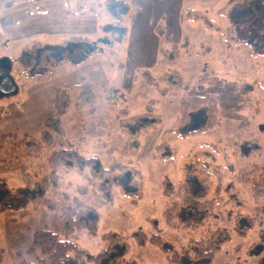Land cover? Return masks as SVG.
I'll list each match as a JSON object with an SVG mask.
<instances>
[{
	"label": "rangeland",
	"instance_id": "rangeland-1",
	"mask_svg": "<svg viewBox=\"0 0 264 264\" xmlns=\"http://www.w3.org/2000/svg\"><path fill=\"white\" fill-rule=\"evenodd\" d=\"M126 1L128 15L115 20L106 0H0V59L13 82L0 95V188L40 185L55 209L35 202L0 213L1 264L36 262L34 234L59 233L58 211L74 201L100 216L94 234L69 237L85 257L112 233L134 264H167L166 250L191 241L219 248L211 264H264V56L257 39L239 44L231 25L264 0ZM71 38L90 44L71 43L62 56L56 48ZM35 45L49 49L30 70L18 61ZM83 81L95 104L69 106L63 137L98 165L52 167L49 153L64 144L40 139L50 101ZM248 85L253 93H243ZM196 96L218 107L206 131L203 113L182 121L175 108ZM99 165L125 169L102 179ZM140 229L167 244L138 246Z\"/></svg>",
	"mask_w": 264,
	"mask_h": 264
},
{
	"label": "trees",
	"instance_id": "trees-1",
	"mask_svg": "<svg viewBox=\"0 0 264 264\" xmlns=\"http://www.w3.org/2000/svg\"><path fill=\"white\" fill-rule=\"evenodd\" d=\"M42 1L43 0H28L30 3ZM13 3L14 1L9 2L6 6L12 7ZM104 6L108 14L115 20H121L129 13V5L126 0H106ZM247 9H249L248 12L242 17H234V20L231 22L232 28H235L238 33L237 40L239 44L242 43L253 46L251 43L257 39L259 42L257 53L264 56V29L261 27L257 29L252 28V24L258 26L261 21L264 24V4H247ZM249 22H252L251 26H246ZM242 31L246 32L247 35H242ZM1 38H3V35H0V39ZM71 43H75V46L90 44L87 39L71 38L62 46L53 48L62 52L63 56V53L68 51ZM45 49L48 50L49 47L39 48L38 45H35L31 50L27 51L22 59H19L18 64H22L25 68H29L30 70L34 69L42 54L41 51ZM26 57H28V61H25ZM253 92L254 86L248 85L243 93L250 94ZM95 98L91 84L83 81L79 85L62 90L54 100L50 101L55 113L53 117L46 120L44 129L40 133V139L41 142L43 141L46 145H49L54 139L64 144L63 147L61 146V148L49 153L48 163L52 167H60L62 164H67L68 166L87 165L92 168L97 167L98 162L96 158L84 159L73 145L67 142L63 137L61 125V118L66 113L69 106H73L74 108H93ZM175 108L181 113L180 117L182 115V121H185L187 117L203 113L206 122L201 128L202 131L213 128L215 124L217 125L215 118L217 116L218 107L211 96L192 97L181 101ZM5 137L11 140L13 139V135H6ZM99 166L95 176L99 175L102 179L112 174L115 167H119L121 170L125 169L117 165L112 166L109 171L103 168V166ZM136 173L139 174V172ZM135 183L134 185H136ZM256 192L263 193L264 188L257 189ZM35 202L43 203L50 210H55L54 205L45 195V189L40 185L36 187L22 186L15 189H9L7 187L0 188V213L7 210H25ZM206 203L210 205V201ZM166 210H171V207H168ZM187 217L188 216L185 218ZM58 218L61 231L59 233H53L48 229H44L36 232L33 240L34 246L30 249L29 254H38L37 261L34 263L23 262L22 264H88L89 262L95 264H134L133 261L126 262L125 257L128 254V250L112 233H107L102 237L103 241L108 244L106 248L101 250L100 253L94 257H85L84 251L70 240V235L76 231L83 230L89 234H94L97 231L100 216L96 209L92 207H81L74 201V204L70 203L68 206L59 209ZM165 220L169 223L171 222V218L167 217ZM132 239L138 246L151 244L163 249L167 244V241L160 235L154 234L148 236L142 229L136 231L132 235ZM218 249L219 248L215 250ZM215 250L207 251L202 243L191 241L188 246L180 250L173 248L171 250H166L169 256L167 264H211ZM3 254V251L0 250V264L3 262Z\"/></svg>",
	"mask_w": 264,
	"mask_h": 264
},
{
	"label": "flooded vegetation",
	"instance_id": "flooded-vegetation-1",
	"mask_svg": "<svg viewBox=\"0 0 264 264\" xmlns=\"http://www.w3.org/2000/svg\"><path fill=\"white\" fill-rule=\"evenodd\" d=\"M4 60L0 59V95H6L5 92H11L13 82L9 75L6 74V71L8 70L7 67H4ZM7 87H11V90H6ZM4 91V93H2Z\"/></svg>",
	"mask_w": 264,
	"mask_h": 264
},
{
	"label": "water",
	"instance_id": "water-1",
	"mask_svg": "<svg viewBox=\"0 0 264 264\" xmlns=\"http://www.w3.org/2000/svg\"><path fill=\"white\" fill-rule=\"evenodd\" d=\"M4 67H9V64H8V62H6L5 60H4V65H3ZM13 92V90L11 91V92H9V93H12ZM2 93H4V91H2ZM8 92H5L4 94H9Z\"/></svg>",
	"mask_w": 264,
	"mask_h": 264
},
{
	"label": "crops",
	"instance_id": "crops-1",
	"mask_svg": "<svg viewBox=\"0 0 264 264\" xmlns=\"http://www.w3.org/2000/svg\"><path fill=\"white\" fill-rule=\"evenodd\" d=\"M13 23H15V22L13 21Z\"/></svg>",
	"mask_w": 264,
	"mask_h": 264
}]
</instances>
